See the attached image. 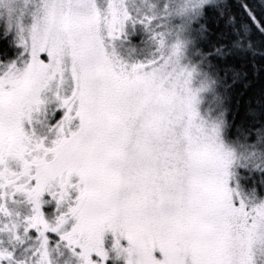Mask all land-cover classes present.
Returning <instances> with one entry per match:
<instances>
[{"label":"snow or ice","instance_id":"obj_1","mask_svg":"<svg viewBox=\"0 0 264 264\" xmlns=\"http://www.w3.org/2000/svg\"><path fill=\"white\" fill-rule=\"evenodd\" d=\"M118 7L40 0L32 13L29 36L21 35L30 62L0 75V213L10 217L7 199L23 195L33 213L25 234L35 230L44 248L47 232L56 234L73 253L82 249L84 264H106L109 231L126 264H255L245 237L264 208L250 215L229 187L234 156L215 130L192 127L194 107L182 117L155 95L159 62L128 64L106 50L131 20ZM53 89L64 116L48 128L49 142L24 124L45 115L42 94ZM45 193L58 206L55 226L43 220ZM19 227L4 223L0 231L19 239ZM6 258L11 253L0 252Z\"/></svg>","mask_w":264,"mask_h":264},{"label":"rangeland","instance_id":"obj_2","mask_svg":"<svg viewBox=\"0 0 264 264\" xmlns=\"http://www.w3.org/2000/svg\"><path fill=\"white\" fill-rule=\"evenodd\" d=\"M213 1L215 0H207L197 5L192 0H116L119 6L117 10H126L131 20L126 23L124 32L112 40L106 50L109 53L114 51L119 59L128 64L159 62V67L152 73L153 92L163 105L179 110L182 117H187L194 107L198 116L192 121V127L195 129L197 123H202L207 131L215 130L223 147L234 157L240 158L233 160L229 169V187L238 192L246 204H251L264 201V177L262 193L247 194L240 185L242 180L239 172L248 169L251 172L260 171L264 175V141L248 144L236 143L226 138L225 119L208 107L211 99L207 95L213 88L212 82L205 70L193 62L191 53L193 34L198 31L195 24L200 13L194 19L190 18L189 13L197 8L200 12L204 5ZM39 3L40 0H14L11 4L0 5V18L6 20L11 28L13 42L18 50L15 58L0 60V75L13 65L22 71L30 62L31 53L21 43V35L28 38L33 23L32 13ZM97 3L103 9L107 0H97ZM146 18H151L150 24ZM20 20L23 33L18 24ZM140 20H144V23H139ZM42 95H46L48 101L45 115H37L38 123L29 125L25 122L24 127L26 132L34 130L38 136H47L50 142L55 136L49 133L48 128L54 127L63 118L64 110L55 103V89ZM11 166L18 168L14 163ZM72 180L75 182L78 177L73 176ZM7 209L11 216L6 217L0 213V228L4 223H8L10 227L12 223L19 224V239L13 238L12 232L0 231V252L11 253V258L0 261V264H38L42 257L45 264H84L79 255L82 249L77 247L73 253L68 246L59 242L56 234L47 232L49 243L46 248L42 247L41 239H37L35 230L25 234V218L32 217L33 213L32 205L23 195L17 194L7 199ZM42 212L44 221L52 226L57 224L58 206L48 193L42 197ZM35 222L43 228L40 220ZM67 230H70V224L61 227V231ZM114 242L113 234L106 232L103 237V249L107 253L106 264H126L121 253L115 250ZM121 243L126 246V241L122 240ZM156 255L159 257V253ZM91 259L97 260L95 253ZM254 260L255 264H264V249H254Z\"/></svg>","mask_w":264,"mask_h":264},{"label":"trees","instance_id":"obj_3","mask_svg":"<svg viewBox=\"0 0 264 264\" xmlns=\"http://www.w3.org/2000/svg\"><path fill=\"white\" fill-rule=\"evenodd\" d=\"M199 13L191 53L213 85L208 107L225 119L229 141H264V0H215ZM7 24L0 18L1 61L18 52ZM239 175L247 194L262 193L260 171Z\"/></svg>","mask_w":264,"mask_h":264},{"label":"clouds","instance_id":"obj_4","mask_svg":"<svg viewBox=\"0 0 264 264\" xmlns=\"http://www.w3.org/2000/svg\"><path fill=\"white\" fill-rule=\"evenodd\" d=\"M194 4H202L207 2V0H192ZM7 0H3V3H0V5L6 4ZM197 15H199V9L197 8L195 11H190L189 16L190 18H195ZM195 130L200 131H207V128L202 123H197L195 126ZM240 158L234 157V160H239ZM246 162V161H244ZM249 214H257L259 215L256 210L260 208H264V201L260 202H254L251 204H247ZM246 243L248 246L254 251L264 249V219L257 220V227L252 229L247 236L245 237Z\"/></svg>","mask_w":264,"mask_h":264}]
</instances>
